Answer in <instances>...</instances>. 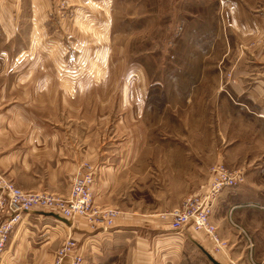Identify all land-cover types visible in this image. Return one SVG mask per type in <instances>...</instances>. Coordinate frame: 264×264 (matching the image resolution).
I'll return each instance as SVG.
<instances>
[{
    "label": "crops",
    "instance_id": "0c3cea01",
    "mask_svg": "<svg viewBox=\"0 0 264 264\" xmlns=\"http://www.w3.org/2000/svg\"><path fill=\"white\" fill-rule=\"evenodd\" d=\"M57 12L49 0H0V174L23 191L66 197L72 177L80 165L88 163L95 168L94 205L119 214L111 228L97 230L81 218L67 221L48 214L52 219L41 221L35 216L37 212L24 214L10 234L7 245L11 243L8 248L6 245L0 264H54L56 252L72 233L82 240L74 247L82 258L80 264L92 243L100 240L110 242L118 253L123 250L126 264H210L201 249L219 264H264V72H230L225 76V87L206 103L205 111H194L192 102H181L174 104L177 108L173 113L164 116L177 123L202 114L207 130L204 135L135 133L139 119L126 103L120 105L122 117L117 118L115 126L120 120L128 126L127 133L119 137L116 129L105 136L101 127L93 128L104 121L100 116L98 123L96 118L103 111L102 99L91 101V95L88 105L86 86L60 81L63 72L56 68L58 55L51 54V59L57 57L52 67L47 64L43 65L45 69H25L29 61L48 62L41 54L24 55V49L31 44L34 30L47 35L53 29ZM240 18L239 29L264 31V21L258 17L245 11ZM25 34L28 43L23 39ZM260 49L264 50V42ZM155 104L164 112L170 106L168 102ZM184 106L188 112L183 113ZM172 142L175 148L167 144ZM156 143L159 162L152 166L150 158H156V154L151 147ZM215 163L244 173L235 189L219 194L210 215L225 243L219 252L191 228L183 231L184 236L169 229L171 213L183 201L152 210L146 207L144 196L132 194L127 186L139 182L140 176L135 178V174H141L145 184L152 173H167L179 176L191 188L192 182L200 174L207 176ZM24 225L27 229L20 231ZM61 264H73L72 257L68 255Z\"/></svg>",
    "mask_w": 264,
    "mask_h": 264
},
{
    "label": "rangeland",
    "instance_id": "374dc122",
    "mask_svg": "<svg viewBox=\"0 0 264 264\" xmlns=\"http://www.w3.org/2000/svg\"><path fill=\"white\" fill-rule=\"evenodd\" d=\"M49 1L59 11L52 20L53 29H49L47 35L34 30L31 44L26 48L23 45L24 55L41 54L48 62L29 61L25 69H45L43 65L47 64L52 67L58 57L56 68L63 72L60 81L86 86L88 105L91 95V101L102 99L103 111L96 118L102 117L104 121L93 128L101 127L105 136L114 134L116 129L119 137L127 133L128 126L120 120L115 126L117 118L122 117L120 105L126 103L135 109L139 119L135 133L204 135L207 130L202 114L193 120H177V123L164 116L173 113L174 104L181 102H192L191 109L205 111L206 103L225 87V76L230 72H264V50L260 49L264 31L238 28L243 20L241 12L264 21V0ZM61 4L63 9H60ZM23 39L28 43L26 34ZM51 54L58 56L51 59ZM247 76L253 79L250 74ZM159 102L169 103L167 111L160 110L155 104ZM185 111L184 106L183 113ZM143 112L147 117L146 128L142 124ZM167 124H170L168 128ZM104 139L109 141V138ZM167 144L175 148L174 142ZM158 145L151 147L156 154V158H150L152 166L153 162H159ZM135 175V178L140 176L139 182L126 185L132 194L145 197L146 207L157 210L164 204H181L197 193L205 185L209 172L207 176L200 174L199 179L192 182V189L187 188L190 183L182 182L174 174L152 173L150 182L145 181V184H142L141 174ZM195 186L197 188L193 189ZM48 214L37 212L35 216L41 221L46 217L52 219ZM26 227H20V231ZM38 235L41 244L42 234ZM67 237H74V243L81 244L82 240L73 233ZM91 246L83 264H126V254L112 249L110 242L100 240ZM206 263L210 262L206 260Z\"/></svg>",
    "mask_w": 264,
    "mask_h": 264
},
{
    "label": "built area",
    "instance_id": "2783aa9c",
    "mask_svg": "<svg viewBox=\"0 0 264 264\" xmlns=\"http://www.w3.org/2000/svg\"><path fill=\"white\" fill-rule=\"evenodd\" d=\"M63 8L61 4L60 9ZM243 178L242 169L229 170L222 163L214 164L210 168L205 185L197 193L185 198L181 206L171 213L169 229L181 235L185 229L191 228L208 239L214 252L222 250L225 243L217 235L216 228L210 221V215L219 194L225 189H235ZM94 182L95 168L88 163L80 165L72 177L66 197L46 191H23L0 174V260L10 234L24 214L47 212L67 221L84 219L93 230L111 228L119 212L114 209H101L94 205L92 195ZM247 240L250 248L252 245L250 240ZM74 247L73 239L67 237L56 252L54 264H61L68 255H72L73 264H80L82 258Z\"/></svg>",
    "mask_w": 264,
    "mask_h": 264
},
{
    "label": "water",
    "instance_id": "95a60500",
    "mask_svg": "<svg viewBox=\"0 0 264 264\" xmlns=\"http://www.w3.org/2000/svg\"><path fill=\"white\" fill-rule=\"evenodd\" d=\"M202 253L205 255L206 259L211 263V264H219L217 261L214 260V258L211 257L210 254H208L206 251L201 249Z\"/></svg>",
    "mask_w": 264,
    "mask_h": 264
}]
</instances>
